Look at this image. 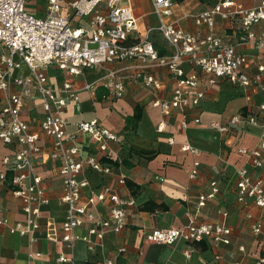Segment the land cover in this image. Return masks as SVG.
Here are the masks:
<instances>
[{"label":"built area","instance_id":"2783aa9c","mask_svg":"<svg viewBox=\"0 0 264 264\" xmlns=\"http://www.w3.org/2000/svg\"><path fill=\"white\" fill-rule=\"evenodd\" d=\"M30 2L31 11L26 6ZM151 2L157 26L141 29L132 0H0V181H6L7 170L13 172L8 184L26 214L24 221L11 224L0 209V226L27 236L29 241L36 239L40 206L48 198L41 176L33 171L35 160L40 157L43 162L57 161L61 176L59 201L65 205V216L59 228L47 221L44 236L60 241L68 250L58 254V264H79L72 254L77 241L85 242L89 251L101 248L107 233L118 234L125 228L126 207L135 204L133 197L122 195L109 182L96 189L89 187L87 170L104 176L112 174L108 160L117 157L118 152L109 142L118 141L117 135L97 118L77 121L75 131H68L67 106L79 100L81 91L94 94L102 86L107 90L105 97H124L128 67L111 68L109 64L131 63L134 68L131 78L154 94L152 105L163 116L174 110L182 113L181 131L188 127L186 110L198 106L205 97L202 76L207 85L226 80L243 87L264 89V29L260 32L254 29L264 21V0L251 8L234 0H216L191 13L193 23L206 28L205 34L192 33L180 25V18L173 11L175 0ZM216 17L238 18L236 44L250 45L255 51L240 52L235 44L226 42L215 32ZM154 31L166 44L162 53L153 44ZM251 63L255 64L254 72L249 69ZM185 64L191 67L190 71L185 70ZM158 67L165 68L174 80L168 97L157 95L163 82L152 70ZM51 68L67 73L68 77L59 85L52 84L48 75ZM101 68L105 73L100 78L83 85L76 82L77 77ZM30 103L41 110L38 130H32V121L27 117ZM193 123L199 124L200 119L193 118ZM240 124L259 126L261 133L253 147L237 148L249 166L237 169L236 200L264 211V181L249 170L264 168V102L256 105L252 114H235L224 123L211 122L208 127L220 135L233 136ZM163 126L162 120L156 130L162 131ZM81 135L92 140L93 149L81 140ZM46 139H50L48 145ZM167 142L173 144L175 138L169 136ZM179 148L193 156L188 178H196L200 172L201 150L186 141ZM117 183L124 185L125 179L120 177ZM86 188L88 192L84 193ZM218 193V181L210 180L209 190L199 194L193 212H187L186 224L177 228H152L143 232L144 240L167 245L182 241L190 246L210 238L215 244H229L231 229L223 220L197 218ZM221 215L225 217L226 212ZM246 218L253 233H259L264 227V218L254 220L250 213ZM124 250V246L118 247L119 252ZM39 255L30 252L28 258ZM260 261L264 262V256ZM104 264L115 263L106 259Z\"/></svg>","mask_w":264,"mask_h":264},{"label":"crops","instance_id":"0c3cea01","mask_svg":"<svg viewBox=\"0 0 264 264\" xmlns=\"http://www.w3.org/2000/svg\"><path fill=\"white\" fill-rule=\"evenodd\" d=\"M234 1L251 8L261 0ZM132 5L139 17L141 29L157 26L151 0H132ZM209 5L198 0L175 1L173 11L185 30L205 34L206 28L196 26L189 15ZM239 24L238 18L224 20L216 17L214 29L226 42L235 44L237 51L251 54L255 51L252 46L236 44ZM254 29L257 32L264 29V21L256 24ZM152 41L159 52L166 50V44L156 31ZM124 65L128 67L125 72L129 78L123 98H109L105 94L97 99L96 93L84 90L80 92L78 101H71L67 106L68 131H75L74 123L77 121L97 118L101 125L118 137V141L109 142L110 147L118 152L117 157L108 160L112 165V174L104 176L87 170L89 187L96 189L102 183L109 182L122 195L135 199L133 206L126 207L125 228L118 234L107 233L103 246L94 251H89L82 240L77 241L72 248L75 260L79 264H104L106 259L113 260L115 264H232L235 261L264 264L260 261L264 256V227L259 233H253L249 227L250 220L246 218L247 213L254 220L264 218V211L253 204L237 202L234 192L237 169L249 166L246 157L237 153V148L253 147L261 129L255 125L240 124L235 127L233 136H223L208 127L211 122L224 123L235 114H252L253 108L264 102V89L257 86L243 87L226 80L207 85L205 76H202L205 97L198 106L186 110L188 127L181 131L179 123L183 118L182 113L174 110L170 115L163 116L152 105L154 94L131 78L134 72L131 63H113L108 66L114 68ZM249 69L254 72L255 64L251 63ZM185 70L190 71L191 67L185 64ZM104 73V68L89 71L77 77L76 82L83 85L100 78ZM152 73L163 82V88L157 95L168 97L174 88V80L163 67L154 68ZM48 75L50 82L55 85L68 77L67 73L56 68H51ZM136 105L141 108L136 128L124 127V117L131 115ZM27 117L32 121V130H38L40 108L30 103ZM195 117L200 119L199 124L193 123ZM162 120L164 126L159 132L156 127ZM169 136L175 138V143L167 142ZM81 140L87 142L89 149H93V142L88 136L81 135ZM45 141L48 145L50 139ZM185 141L201 150L200 172L194 179L188 178L193 156L179 148ZM58 164L57 161L43 162L40 157L35 160L33 171L41 176L48 198V202L40 206V226L35 234L36 239L29 241L27 236L11 233L6 226H0V264H58V254L68 252L60 241H51L44 236L47 221L59 228L65 216V205L59 201L61 176ZM249 170L254 177L264 181V168ZM12 173L7 170L6 181H0V209L11 224L24 221L26 216L20 200L12 194L8 184ZM120 177L125 179L124 185L117 183ZM214 179L219 183V193L203 207L197 218L223 220L231 229L229 244H215L210 238L190 246L182 241L167 245L144 240L143 232L152 228H177L186 224L189 221L187 212H193L198 195L206 193L210 180ZM87 192L88 188L84 190V193ZM221 212H226V216L223 217ZM84 231L85 228L82 229ZM120 246L125 247L123 252L118 251ZM30 252L40 255L29 259ZM185 252L189 254L188 257Z\"/></svg>","mask_w":264,"mask_h":264},{"label":"trees","instance_id":"16d2710c","mask_svg":"<svg viewBox=\"0 0 264 264\" xmlns=\"http://www.w3.org/2000/svg\"><path fill=\"white\" fill-rule=\"evenodd\" d=\"M175 1H182V0H175ZM199 2L202 3H207V4H212L215 2V0H198ZM162 53V52H160ZM96 98L101 99L103 95L107 94V90H105L102 86H98L96 88ZM141 117V108L140 106L136 105L134 108V112L131 115H126L124 117V127H130L132 129L136 128L137 123Z\"/></svg>","mask_w":264,"mask_h":264},{"label":"rangeland","instance_id":"374dc122","mask_svg":"<svg viewBox=\"0 0 264 264\" xmlns=\"http://www.w3.org/2000/svg\"><path fill=\"white\" fill-rule=\"evenodd\" d=\"M26 6L31 11V9H32L31 6H33V5H31V2L30 3H27Z\"/></svg>","mask_w":264,"mask_h":264}]
</instances>
